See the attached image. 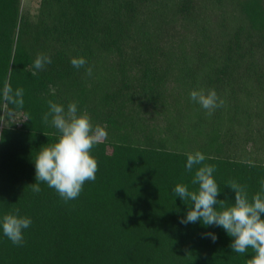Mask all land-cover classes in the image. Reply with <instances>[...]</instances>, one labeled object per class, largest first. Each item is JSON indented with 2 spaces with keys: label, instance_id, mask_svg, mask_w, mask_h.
I'll return each instance as SVG.
<instances>
[{
  "label": "trees",
  "instance_id": "obj_1",
  "mask_svg": "<svg viewBox=\"0 0 264 264\" xmlns=\"http://www.w3.org/2000/svg\"><path fill=\"white\" fill-rule=\"evenodd\" d=\"M40 53L52 63L32 76ZM5 82L24 90L22 108ZM200 89L224 106L209 116L190 99ZM50 100L107 132L91 150L95 181L67 202L31 186L35 157L60 135L42 120ZM0 126V219L19 208L32 221L22 246L0 227V264H247L252 250L233 252L222 227L180 222L191 202L173 189L195 190L187 153L200 151L226 206L229 180L249 199L261 190L264 0H0Z\"/></svg>",
  "mask_w": 264,
  "mask_h": 264
},
{
  "label": "clouds",
  "instance_id": "obj_2",
  "mask_svg": "<svg viewBox=\"0 0 264 264\" xmlns=\"http://www.w3.org/2000/svg\"><path fill=\"white\" fill-rule=\"evenodd\" d=\"M51 63L50 55L38 54L32 66V76H36L37 70H43L45 65ZM71 64L79 69L87 65V60L83 56L73 57ZM86 74L92 76V66L86 67ZM52 91L54 94L55 90ZM3 98L22 108L24 90L18 88L13 93L11 86L5 82ZM190 99L198 103L209 116L225 103L215 89L207 92L203 89L192 90ZM48 104L49 111L43 114L42 120L45 124L50 122L60 135L54 144L41 147L35 157L36 183L31 186L34 193H39L40 183H45L67 202L79 197L86 182L95 181L99 165L91 150L107 137V132L99 125L94 126L86 112L78 115L75 102L69 103L66 111L63 105L51 100ZM8 115L12 116L13 113L9 112ZM205 160L206 156L200 151L187 153L186 171L192 172L195 166H199L191 180V184L197 187L190 191L187 185L178 183L173 189L175 196L182 198L185 203L191 202L186 217L180 222L187 225L201 221L205 226L222 227L233 237L230 244L233 252L243 255L251 249L254 254L247 264H264V179L260 181L261 190L251 199L245 185L229 180L226 185L235 192V201L226 206V200L218 199L221 190L213 176L215 165L204 164ZM19 212L17 208L5 214L0 219V227L14 245L22 246L25 242L24 230L30 227L32 221L27 216H20ZM204 235L213 242L218 238L214 233Z\"/></svg>",
  "mask_w": 264,
  "mask_h": 264
},
{
  "label": "rangeland",
  "instance_id": "obj_3",
  "mask_svg": "<svg viewBox=\"0 0 264 264\" xmlns=\"http://www.w3.org/2000/svg\"><path fill=\"white\" fill-rule=\"evenodd\" d=\"M38 2L39 0H23V4L25 6H31L32 9H34L38 5Z\"/></svg>",
  "mask_w": 264,
  "mask_h": 264
}]
</instances>
